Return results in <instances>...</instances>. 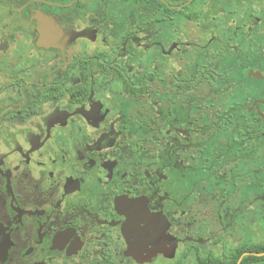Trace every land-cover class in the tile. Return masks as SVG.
<instances>
[{"label": "flooded vegetation", "instance_id": "1", "mask_svg": "<svg viewBox=\"0 0 264 264\" xmlns=\"http://www.w3.org/2000/svg\"><path fill=\"white\" fill-rule=\"evenodd\" d=\"M0 264H264V0H0Z\"/></svg>", "mask_w": 264, "mask_h": 264}]
</instances>
